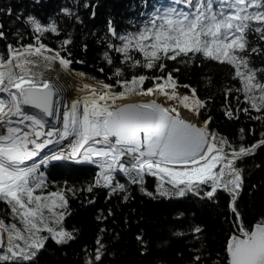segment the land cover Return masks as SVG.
Wrapping results in <instances>:
<instances>
[{
	"label": "snow or ice",
	"instance_id": "1",
	"mask_svg": "<svg viewBox=\"0 0 264 264\" xmlns=\"http://www.w3.org/2000/svg\"><path fill=\"white\" fill-rule=\"evenodd\" d=\"M82 6L95 18L92 0ZM147 7L151 10L139 13L134 30L120 32L109 19L98 40L111 82L73 73L74 39L57 19L44 22L33 13L0 7V15L15 16L23 26L9 32L0 22L5 42L0 51V264H40L50 241L66 246L77 239L78 230L65 226L70 199L106 189L109 198L121 195L127 202V184L153 200L191 197L216 203L225 194L230 227L223 256L212 264H264V216L249 225L239 206L245 189L240 164L264 149V131L251 144L245 135H255V129H239V143L214 131L211 116L200 119L211 97L202 99L197 88L179 84V67L169 70V62L227 67L235 83L222 90L225 118L239 120L243 114L264 123V66L254 63L264 58V0H158ZM57 15L83 24L74 7L63 6ZM10 35L14 43L8 42ZM26 36L30 42H24ZM50 37L56 47L45 43ZM87 48L82 45V51ZM57 66L80 78L74 99L67 100L63 86L46 78V70ZM62 164L91 165L96 171L84 186L65 181L50 190L43 169ZM119 174L127 184L119 182ZM149 176L157 181L155 191L144 187ZM105 231L99 230L93 248L84 249V264H103ZM203 232L199 225L191 229L197 240ZM136 239L146 254L147 241L142 235ZM192 264H206L200 250Z\"/></svg>",
	"mask_w": 264,
	"mask_h": 264
},
{
	"label": "trees",
	"instance_id": "2",
	"mask_svg": "<svg viewBox=\"0 0 264 264\" xmlns=\"http://www.w3.org/2000/svg\"><path fill=\"white\" fill-rule=\"evenodd\" d=\"M92 2L97 5L95 18L91 17V9L82 6L83 0H41L40 6L34 5L32 0H0V7H12L16 13H33L44 22L49 18L57 19L63 31L70 32L74 39V44L70 46L71 59L74 61L71 68L76 73L83 72L88 77L111 82L107 81L111 69L101 59L104 48L98 43L107 30L108 20L111 19L120 32L134 30L133 24L142 19L139 13L150 11L147 6L157 4L158 0ZM63 6L74 7L83 24H76L58 16ZM0 22L5 24L9 32L23 28L15 22V16L0 15ZM30 39L26 36L24 42H30ZM8 42H15L11 35ZM45 43L56 47V38L50 37ZM83 44L88 45L87 51H82ZM4 50L5 42L0 41V51ZM198 63L199 67L169 62V70L179 67L180 72L175 73L179 84H190L197 88L202 99L211 97L208 111L200 119L211 116V128L233 143H239L241 128L255 129V135H245V143L251 144L259 139V134L264 131V123L249 120L243 114L239 120H229L223 114L225 100L222 90L235 83L230 79L228 68L213 62ZM254 63L256 66H264V58L257 57ZM100 68L105 71L100 72ZM209 78L211 84L207 82ZM146 86L151 87V82H146ZM258 164L259 168L256 167ZM240 166L245 169V189L239 206L245 221L251 225L260 216H264V149L257 150L254 157L244 160ZM43 171L49 181L50 190H55L57 185H62L65 181L76 187L84 186L91 182L96 170L91 165L62 164L58 167L50 165ZM156 183V179L149 176L144 187L148 191H155ZM127 187L131 195L127 202L123 201L121 195H112L109 198L106 189H98L92 194L81 193L78 198L70 199L72 214L66 218L65 226L69 230H78L77 239L66 246H58L50 241L40 264H84V249L93 248L101 228L106 229L103 239L108 249L103 264H192V256L196 254V250H200L206 264H212L213 260L223 256L230 227L225 221L228 204L225 194L221 193L216 203L191 197L153 200L144 195L138 186L127 184ZM90 199L94 203L89 204ZM3 207L0 205V209ZM109 209L113 213L111 216L108 215ZM181 213L183 215L177 219ZM97 216H105L107 219L98 221ZM196 225L204 229L199 240L191 233ZM176 230L187 235L183 238L172 237L171 233ZM138 235H142L147 241L146 254H141V245L136 239Z\"/></svg>",
	"mask_w": 264,
	"mask_h": 264
},
{
	"label": "bare ground",
	"instance_id": "3",
	"mask_svg": "<svg viewBox=\"0 0 264 264\" xmlns=\"http://www.w3.org/2000/svg\"><path fill=\"white\" fill-rule=\"evenodd\" d=\"M73 73H76L73 71ZM46 78L54 81L64 88V96L67 100L74 99L77 96L76 89L79 86L80 78L73 75H68L65 73L62 69H60L58 66L51 70H46L45 72ZM84 82L91 83L90 81L85 80ZM135 99H144L143 97H138ZM118 176L123 177V181L127 182L128 178L124 177L122 174H119ZM117 176V177H118ZM123 181H119L120 183H125Z\"/></svg>",
	"mask_w": 264,
	"mask_h": 264
},
{
	"label": "rangeland",
	"instance_id": "4",
	"mask_svg": "<svg viewBox=\"0 0 264 264\" xmlns=\"http://www.w3.org/2000/svg\"><path fill=\"white\" fill-rule=\"evenodd\" d=\"M73 70V69H72ZM74 71V70H73ZM88 81V80H87ZM91 82V81H90ZM181 93L183 94L185 91L183 89H180Z\"/></svg>",
	"mask_w": 264,
	"mask_h": 264
}]
</instances>
